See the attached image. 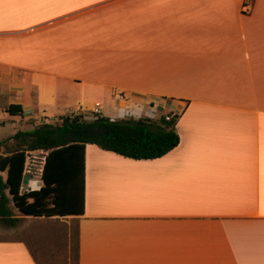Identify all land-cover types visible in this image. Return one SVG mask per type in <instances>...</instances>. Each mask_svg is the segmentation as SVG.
I'll list each match as a JSON object with an SVG mask.
<instances>
[{"label": "crops", "instance_id": "1", "mask_svg": "<svg viewBox=\"0 0 264 264\" xmlns=\"http://www.w3.org/2000/svg\"><path fill=\"white\" fill-rule=\"evenodd\" d=\"M96 108L179 115L180 143L155 159L87 144L83 213L12 204L0 264H41L34 218L76 222L79 264H264V0H0V120Z\"/></svg>", "mask_w": 264, "mask_h": 264}, {"label": "trees", "instance_id": "2", "mask_svg": "<svg viewBox=\"0 0 264 264\" xmlns=\"http://www.w3.org/2000/svg\"><path fill=\"white\" fill-rule=\"evenodd\" d=\"M13 108L11 105L8 109L10 114L21 112ZM179 117L167 114L159 119H111L97 115L86 119L79 112L0 140V216L10 225H16L20 219L14 217L12 204L25 215L82 214L87 144L133 159L159 158L180 143ZM39 150L47 152L42 172L44 185L23 191L27 159ZM75 264H79L78 244Z\"/></svg>", "mask_w": 264, "mask_h": 264}, {"label": "rangeland", "instance_id": "3", "mask_svg": "<svg viewBox=\"0 0 264 264\" xmlns=\"http://www.w3.org/2000/svg\"><path fill=\"white\" fill-rule=\"evenodd\" d=\"M148 111L143 110L140 113H135L129 109L118 119H127L130 117H151L153 119H159L162 116L158 112L153 115V113ZM94 117L95 115L92 114L84 115L86 119H93ZM59 119V117H56L54 120H40L39 122L30 120L25 124H13L8 116L2 117L0 120V140L9 138L14 134L13 132L33 129L38 124L56 122ZM46 154L45 151L32 152L27 159V167L31 170H36V168L41 167ZM19 227L21 225L17 224L16 231ZM24 227L26 228L25 236H27L28 240L31 235H37L41 239V242H43L46 250H44L45 253L43 256H39L41 258V264H75L77 254V227L75 221L65 218L55 221L34 218L33 220H27L24 223ZM14 230L15 227L0 220V238H10L14 235Z\"/></svg>", "mask_w": 264, "mask_h": 264}, {"label": "built area", "instance_id": "4", "mask_svg": "<svg viewBox=\"0 0 264 264\" xmlns=\"http://www.w3.org/2000/svg\"><path fill=\"white\" fill-rule=\"evenodd\" d=\"M93 113L95 116L102 115L99 108H96ZM167 118H169V116ZM26 174H28V175L32 174V171L30 168L26 169Z\"/></svg>", "mask_w": 264, "mask_h": 264}, {"label": "water", "instance_id": "5", "mask_svg": "<svg viewBox=\"0 0 264 264\" xmlns=\"http://www.w3.org/2000/svg\"><path fill=\"white\" fill-rule=\"evenodd\" d=\"M61 118H64V116H62Z\"/></svg>", "mask_w": 264, "mask_h": 264}]
</instances>
